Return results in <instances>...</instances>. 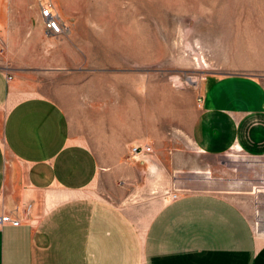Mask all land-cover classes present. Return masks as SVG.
<instances>
[{
	"label": "crops",
	"instance_id": "crops-1",
	"mask_svg": "<svg viewBox=\"0 0 264 264\" xmlns=\"http://www.w3.org/2000/svg\"><path fill=\"white\" fill-rule=\"evenodd\" d=\"M41 19L39 0H0V214L32 204L0 226V264H264V78L204 77L184 124L180 98L171 115L131 88L94 148L42 91L37 54L55 35Z\"/></svg>",
	"mask_w": 264,
	"mask_h": 264
},
{
	"label": "rangeland",
	"instance_id": "rangeland-1",
	"mask_svg": "<svg viewBox=\"0 0 264 264\" xmlns=\"http://www.w3.org/2000/svg\"><path fill=\"white\" fill-rule=\"evenodd\" d=\"M63 3L69 30L46 41L34 71L42 91L66 109L72 133L94 148H100L98 125L131 88L148 89L151 105L162 96L171 115L180 98L184 124L199 106L204 77L247 72L264 78V0ZM0 64L10 66L6 58ZM130 147L128 160L147 156L131 159ZM221 158L213 162L235 167L230 157Z\"/></svg>",
	"mask_w": 264,
	"mask_h": 264
},
{
	"label": "built area",
	"instance_id": "built-area-1",
	"mask_svg": "<svg viewBox=\"0 0 264 264\" xmlns=\"http://www.w3.org/2000/svg\"><path fill=\"white\" fill-rule=\"evenodd\" d=\"M41 10V20L46 31L51 35H60L69 30L68 24L64 21L59 12L55 11L54 5L51 1L39 0ZM4 47L0 46V52L3 53ZM12 76L9 77L11 79ZM201 96L199 101H201ZM153 152V145L149 142L132 145L130 147V158L138 159ZM178 194L173 193L172 198H177ZM32 204H26L21 208H17L13 213L0 214V226L11 224L19 226L31 216Z\"/></svg>",
	"mask_w": 264,
	"mask_h": 264
},
{
	"label": "bare ground",
	"instance_id": "bare-ground-1",
	"mask_svg": "<svg viewBox=\"0 0 264 264\" xmlns=\"http://www.w3.org/2000/svg\"><path fill=\"white\" fill-rule=\"evenodd\" d=\"M190 78H192V77H190ZM190 78H188V79H190ZM192 79H193V78H192ZM175 80L179 82V78H178V77H176V79H175Z\"/></svg>",
	"mask_w": 264,
	"mask_h": 264
}]
</instances>
